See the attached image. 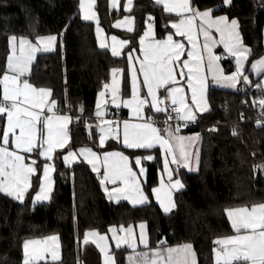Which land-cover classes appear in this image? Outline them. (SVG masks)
<instances>
[{"label": "trees", "instance_id": "obj_1", "mask_svg": "<svg viewBox=\"0 0 264 264\" xmlns=\"http://www.w3.org/2000/svg\"><path fill=\"white\" fill-rule=\"evenodd\" d=\"M191 0L196 9L212 8L213 13L235 17L243 42L250 53V62L263 51L264 0ZM99 22L107 32L115 31L129 40L120 56L97 44L94 24L79 14V0H0V75L5 70L9 35L56 33L58 42L53 51L38 53L31 65L28 80L36 86L50 88L56 108L71 115L69 144L54 154V187L47 201L32 203L30 195L37 187L42 159L37 162L27 196L18 201L0 192V264L22 263V242L26 238L55 233L59 237V264H81L90 244L81 247L80 238L86 229L105 232L110 225H127L144 221L148 246L192 245L196 264L213 262L214 239L231 232L226 208L264 201V126L255 121L264 106L249 93L262 100L264 90L257 80L236 90L208 86L209 108L198 115L196 122L184 130L201 136L199 165L196 171L177 169L183 188L174 194L175 208L165 213L153 200L143 205L109 200L100 187L97 175L84 160L70 165L61 161L67 148L96 145L97 134L93 111L97 91L109 79L113 67L122 69V88L127 89L126 52L136 45L137 36L149 16L156 35L169 29L166 13L154 0H133L132 31L112 27V21L123 13L113 9L108 0H96ZM226 71L232 62L221 54ZM78 108L83 111L77 115ZM78 118V119H77ZM4 115H0V136ZM210 124L213 127L210 128ZM235 132V134H233ZM106 148L117 147L129 154L153 151L146 164L144 188L151 194L157 183L159 155L154 149H131L109 140ZM116 264H126L125 248H113ZM93 254H96L93 251Z\"/></svg>", "mask_w": 264, "mask_h": 264}, {"label": "snow or ice", "instance_id": "obj_2", "mask_svg": "<svg viewBox=\"0 0 264 264\" xmlns=\"http://www.w3.org/2000/svg\"><path fill=\"white\" fill-rule=\"evenodd\" d=\"M132 2L133 0H127L126 10H130ZM230 2L231 0H225V3ZM155 3L163 5L165 12L176 13L177 16L181 17L178 23L172 24V27L176 29L174 35L186 37L193 49L196 48V40L191 33L194 22L199 17V32H202L205 38L203 49L208 54L207 71L212 73L213 80L217 84L235 87L240 79H243L245 83H250L248 76L243 74L244 61L247 60L250 49L243 46L237 20L229 21L227 17L223 16L213 19L211 10L199 11L192 7L191 0H155ZM86 4L87 7H85ZM94 4L95 0H80L81 8L85 12L83 19L95 20L99 34L102 29L99 28L97 14L92 11ZM112 4L115 7L117 0H112ZM152 19L149 17V21ZM132 24L133 21L125 17L123 21H117L114 27L119 28L127 25V30L132 31L133 28L130 26ZM212 28L221 34V40L228 53L236 58V71L230 75H226L219 66L220 57L212 54L210 45L215 44L209 31ZM225 36H227L226 40L224 39ZM146 37L152 39L146 47L141 49L143 60L140 61L139 72L143 75L142 83L147 88V96L151 97V100L149 102L147 97L141 98L137 87V69L133 67L132 98L123 101V104L126 107H131L133 116L143 122H123V144L127 148H152L159 144L165 153L171 156L170 161L167 158L164 161V171L167 173L168 184L165 185L162 179L161 186L152 189L163 211L169 213L176 206L171 198L170 189L179 190L183 188L179 179L173 180L169 164L189 167L193 154L188 151V148L194 140L198 139V135L194 137L177 135L179 127L174 129L168 121L175 118L184 121V126H187L189 122L196 119V114L191 105H195L199 111L207 110L203 106L206 87L205 76L202 74L204 58L198 53L194 55L192 51H189L187 53L188 59L181 61L180 57L184 52V44L174 40L173 34L167 35L164 39H155L151 23L148 24V30L141 37V45H144ZM56 40V36L38 37L37 44L34 45L26 38H19V55H10L7 58V72L0 78V85H3V96L0 98V115L7 116V124L2 137H0V192L11 195L17 200H23L25 193L31 187L30 178L37 172V161L32 159L30 163H25L26 155L30 157L34 151L39 150L40 157L51 161L53 152L56 149H64L70 139L67 128L71 117L67 115H45L46 98L51 96V90L37 89L27 79H22L29 73V66L35 58V53L50 50V46ZM11 41L13 42V53H15L17 37H11ZM111 41V45L102 41L100 47H110L113 56H120L121 50L129 43L126 40H118L115 36L111 37ZM39 44L45 46L38 47ZM128 59L131 63L134 57L129 54ZM176 67L180 69L179 75L181 77H187V87L191 90V105L185 97L183 88L171 86L176 83ZM252 67L258 73L264 72V58L256 61ZM183 69H187V73ZM111 71L115 82V77L122 70L113 68ZM261 86L257 85V87ZM104 87L107 89L108 85ZM160 89L166 90L167 99L171 101V112L175 113V117L172 116L171 112L168 113L167 120L164 121V128L156 127L155 121L151 117L145 120L143 115L146 104H149L156 113L168 111L167 107L161 106L165 104V100L158 96ZM112 92L113 99L111 102L116 103V89L113 88ZM104 95L105 92L102 91L100 96L103 97ZM47 104L49 105L47 112L52 113L56 108V101L47 100ZM259 104L264 106V100H260ZM95 115L97 118L104 115L99 102ZM113 123L115 122H107L108 129L100 125L97 127H100L101 133H104L106 130H112L111 125ZM17 129L19 135H16ZM10 137H14V139H10ZM113 138L119 139L120 137L117 134ZM105 139L106 137L101 135V146L104 145ZM10 145L14 146V150H9ZM21 152L26 155H21ZM78 155L84 156L92 166V170L100 174V166L98 165L100 157L91 149H80L78 153L69 151L67 155L63 156V160L70 165ZM196 156L198 163V153ZM146 159H153V157L149 156ZM102 162L104 171L101 175V185H113L111 189L104 188L109 199L117 201L126 199L130 200L133 205H143L149 202L147 195L144 194L140 179L137 173L133 171L127 156L122 152L105 153ZM135 164L137 166L141 164L140 157L135 159ZM52 171H54V165L45 163L43 166V183H41L40 192L35 197L36 201L49 199L51 191L50 173ZM144 171L142 167L139 169L141 176L144 175ZM226 214L236 235L226 236L215 241L217 245L223 246L216 253L217 264H264V203L255 204L251 207L242 206L226 209ZM139 227L141 229L139 243L147 248L148 242L144 231L146 225L141 223ZM109 231L113 234V239L116 240L117 248L127 245L132 249V255L128 257L129 264H195V253L190 244L138 252L136 240L134 238L129 239L133 232L131 227L124 229L121 226L119 229L110 228ZM117 232H127L128 236H118ZM88 235L95 236L98 233L86 234V242ZM99 238L100 240L106 239L104 236ZM58 239L57 236H49L44 240L25 241L24 264H40L49 252L51 260L57 261L59 259ZM164 243L161 242L162 245ZM41 245L43 247H36ZM30 246H33L31 250ZM100 250L105 253V264H115L114 257L108 254L105 247H101Z\"/></svg>", "mask_w": 264, "mask_h": 264}, {"label": "crops", "instance_id": "obj_3", "mask_svg": "<svg viewBox=\"0 0 264 264\" xmlns=\"http://www.w3.org/2000/svg\"><path fill=\"white\" fill-rule=\"evenodd\" d=\"M132 4H133V2H132ZM222 4L225 5V6H228L230 3H225V0H223ZM159 5L164 10L163 5H161V4H159ZM126 6H127V0H122L121 9L123 10V13L126 14V17H128L130 20L133 21V24L130 25L133 28L134 27V18H133V15L130 12L131 8H130V10H126ZM118 7H119L118 5H116L115 7L113 6V9H117ZM131 7H132V5H131ZM81 10L82 9H81V7L79 5V14H80V17L83 19L84 15H83V12ZM198 10L201 11V12H203L205 10H211V16H212L213 19L223 16V17H227L229 21H231L232 19L237 20L235 17H228L225 13H216L215 14V13H213L212 8H204V9H198ZM92 11H93V9H92ZM169 14L175 15V17L170 19V20H168L169 29H167L161 36L156 35L154 23L152 21H149V18L147 17L145 19V25H144L143 29L141 30L140 34L137 36L136 45L134 47H131L129 50H127V52H126V58H127V89H126V91H123V88H122V82H123V80H122V72L119 73L115 77V82H114L112 71H110L109 79L105 83H103L101 88L97 91L96 99H95V107H94V111H93V113H94L93 114V117H94L93 124H94V126L96 128V134H97L96 145L95 146H92V145H79V146L74 147V148H67L61 154V161L65 165H69V164H66L64 162V160H63V156L67 155V153L69 151H73V152H77L78 153L80 149L88 148V149H91L93 152H95L97 154V156L100 157V160L98 161V165L100 166V174H98L95 171L94 172L97 175L100 187L103 190V192H104V194H105V196L107 198H108V195L106 194L104 188L108 187L109 189H111L113 187V185L106 184V185L102 186L101 182H100L101 175H102V173L104 171L103 162L102 161H103V156H104L105 153L122 152L125 156H127L129 158V163H130L133 171H135L137 173V176L140 179V183H141V186L143 188L144 194L147 195L149 202H150V200H153L161 207L160 203L156 199L155 194L152 192V189L160 187L162 179H163V183L165 185L168 184L167 173L164 171V161H165V158H167L170 161L171 160V156H168L165 153L164 149L159 144H156L152 148H131V149H146V150L154 149V150H156L158 152L160 164H159V169H158L157 183L151 188V194L150 195L147 194V192H146V190L144 188V178H145V173H146V164L148 163V161L151 160V159H146V157H149V156L153 157L154 152L153 151H147V152L142 153V154H139V153L129 154V153L123 151L122 149L117 148V147H113V148H106L105 147L109 140H114L116 142H119L122 146H124V144H123V122L124 121H129L130 123H141V122H143V121H141V120H139V119H137V118H135L133 116L131 107H126L123 104V101L129 100V99L132 98V83H133L132 69H133V67H135L137 69V87H138L139 94H140L141 98L147 97L149 102L151 100V97L147 96V88L145 86H143V83H142L143 75H142V73L139 72L140 61L143 60V52H142L141 49H142V47H146L151 42V39H152V38H147L146 37L145 41H144V45H141V43H140L141 37L144 35L145 31L148 30V24L149 23H151L153 25V33H154V38L155 39H157V40L158 39H164V38L167 37V35L173 34V39L174 40H177V41H179V42L184 44V52H183V54L180 57L181 61H183L185 59H188L187 53L189 51H192L194 53V55H196L198 53L199 55L203 56L204 59H203V64H202V69H203V73L202 74L205 76V85H206L205 92H204V105L203 106L206 109L209 108V104H208V100H207V88H208V86H214V87H219V88H226V89L236 90V89L243 88V87H245V86H247L249 84H252V82L254 80L258 79L257 80V84L258 85H262L260 88L264 90V72H259L258 73L252 67V65L256 61L260 60L261 58H264V51H263V53L260 56L256 57L255 59H253L250 62L247 70H245L246 60L244 61V73L243 74L248 76L250 83H245L243 81V79H240L237 82L235 87H226V86H223L222 84H217L213 80L212 73L207 71L206 65H207V55L208 54L203 49V43H204V39L205 38L203 36V33L199 32V24H200L199 17L196 18V20L194 22V28H193V31L191 33L194 36L195 40H196V48L193 49L192 44L188 42L186 37H181V36L174 35L175 32H176V29H174L172 27V24L173 23H178L179 20L181 19V17L177 16L176 13H169ZM128 15H130V16H128ZM92 21L96 22L95 20H92ZM127 27L128 26L126 25L123 28H121V27H119V28L117 27V28L121 29V30L128 31ZM209 31L211 33V36H212L213 40L215 41L214 45H210L211 46V50H212V54L214 56L220 57V60L218 61L219 66L223 69V71H224V73L226 75H230L232 72L236 71V68H237L236 58L228 53L227 49L224 46V43L221 40V34L219 32H217L215 30V28L209 29ZM238 31H239L240 37L242 39V35H241L240 29H239V23H238ZM94 32H95V37H96L97 44L100 46V43L102 41L105 42L106 41L105 39H107V38H105L103 35H101V38H100L99 34L97 33L96 25H94ZM13 36L17 37V41L15 42V45H16V52L15 53H13V42L11 41V37H13ZM48 36H56L57 40L53 43L52 46H50V50H48V51H38V52L35 53V57H36V55L38 53L49 52V51H53L55 49L56 44L58 42V35L56 33L39 34V35H36L34 38H29V37L23 36V35H9V37H8V51H7L6 60H5V70L0 75V78H2L3 75L7 72V58L10 55H19V38H26L29 41H31L32 44L36 45L38 37H48ZM224 39L226 40L227 36H225ZM107 41H108V39H107ZM127 41L129 42V40H127ZM262 42H263V48H264V26L262 28ZM242 43H243L244 47L250 49L249 46L246 45L243 42V39H242ZM107 44L111 45V43L109 41H108ZM44 46H45L44 44H39L38 45V47H44ZM124 48L121 50L122 52H123ZM107 49L111 52V48L110 47H108ZM129 54H131L134 57V59H133V61L131 63L129 62V59H128V55ZM221 54H223L225 57H228L231 60L232 69L230 71H226L225 70L223 62H222V59H221ZM34 60H35V58H34ZM33 61L31 62L30 66H29V72H30L31 65H32ZM113 68L121 69L119 67H113ZM183 71L185 73H187V69H183ZM179 72H180V69L178 67H176V83L171 85V86L172 87H181V88H183L184 89V93H185V97H186L188 103L191 105V90L187 87V77L186 76L181 77L179 75ZM8 74L11 75V73H8ZM28 74L29 73H27L25 75V77H23L22 79H27L28 80V78H27ZM28 82L30 84H32L34 87H36L37 89H39V88L50 89V88L45 87V86H36L33 83H31L29 80H28ZM105 85H108L107 89H105V87H104ZM113 88L116 89V93H115L116 103H112L111 102L112 99H113V92H112ZM102 91L105 92V95L103 97L100 96V93ZM158 94H162L167 102H171L170 99H167V92H166L165 89L158 90ZM2 96H3V85H0V98H2ZM47 100H54V99L52 98V96L46 98L45 115H67V116L71 117L70 113H68L66 111H60L57 108H55L52 113L47 112V107L49 106L47 104ZM98 102L101 105V111H103V113H104V115L102 117H100V118H97L96 115H95V113L97 111V103ZM191 106H192V108H193V110H194V112L196 114V119L195 120H197L198 115L200 113H202V112H205V111H199V109H197L195 105H191ZM22 107H24V105H22ZM109 112H111L113 114L117 113L119 115V118L113 117L112 114L111 115L109 114ZM143 115H144L145 120H147L149 117H151L154 121L162 116L161 113H156L154 111V109H152L149 106V104H146L144 106ZM108 121L115 122V123H113L111 125V129L112 130L111 131H107L106 130L104 133H101L100 127H97V125H100L101 127H104L106 129H108V127H109L108 124H107ZM70 122H71V120H70ZM70 122H69L68 128H67L68 134H69ZM168 123L171 124V126L174 129L176 127H179V132L176 133L177 135L184 136V137H194V136L198 135V139L194 140L191 143V146L188 148V151H190L193 154L192 157H191V163H190L189 167H178L176 164H171V163L169 164V168L172 170L173 180L179 179L182 182V180L177 175V169L178 168H183V169H185L187 171H196L198 169L199 158H200L201 136H200L199 132L184 130V128L182 126H180L179 124H175L173 122H168ZM6 124H7V116L4 115L3 129H2V134H1L0 137H2V135H3V130L6 127ZM155 126L158 127V128H164L165 127V123L163 125H160V123H158V121H155ZM117 134L119 135L120 138L119 139L113 138ZM16 135H19V130L18 129L16 130ZM101 135H104L106 137L105 143H104L103 146H101V144H100ZM10 139H14V137H10ZM68 144H69V141H68ZM68 144L66 145V147L68 146ZM9 150H14V146L10 145L9 146ZM56 150H59V149H56ZM196 153H198V163H197ZM20 154L21 155H26V154H24L22 152ZM54 154H55V152H53V154H52L53 158H52L51 161H48V160H46L44 162L42 161L38 185H37V187L33 190V192L30 195V201L32 203L43 202V201H47L48 200V199H46V200L36 201L35 197H36L37 193L40 192V186H41V183H43V166H44L45 163H50V164L54 165ZM137 157L141 158V164L139 166H137L135 164V159ZM39 158H41L42 160H45L43 157L39 156V150L34 151L31 154L30 157H28L26 155L25 163H30L32 159H35L38 162ZM89 158H91V157H89ZM78 160H84L89 165V167L92 170V166L87 162V159H85L84 156H79L78 155L73 162H76ZM36 167H37V165H36ZM141 167L145 170L144 171V175H142V176L140 175V172H139V169ZM50 176H51V191L49 193V197H50V194H51V192L53 190V187H54L53 171L50 173ZM32 177H33V175L30 178V182L31 183H32ZM182 184H183V182H182ZM29 189H28V191H29ZM176 191H178V190L170 189L171 198H172L173 201H174V194H175ZM27 192L25 193L23 200L26 198ZM162 194H163V192H162ZM6 195H8V194H6ZM8 196L14 198L11 195H8ZM23 200H18V201L21 202ZM109 200L117 202V200H115V199H109ZM119 201H126V202L132 204V202L130 200H126V199H121ZM165 203H167V201H165ZM259 203H264V201L263 202H258V203H253L251 205L231 206V207H227L226 209H232V208H237V207H242V206L251 207L252 205L259 204ZM161 209L163 210L162 207H161ZM227 218H228V216H227ZM228 220H229V218H228ZM141 223L146 225V223L144 221H138L136 223H129L127 225H110L107 228V231H105V232L98 231L97 229H86L83 232V234L81 235L80 245H81V247H84V245L90 244L93 248L88 250L86 257L82 261L81 264H105V253L100 250L101 247H105L106 251L108 252V254L111 255L112 257H114V260H115V255H114V252H113V248H117L116 247V240L113 239V234L109 231L110 228L119 229L121 226H123L124 229H128L129 227H131L133 232H132V235L129 237V239H133L134 238L136 240V244H137V249L136 250L138 252H145V251H149V249H158V248H169V247L175 248V247H178V246H181V245L190 244L188 242H183V243L174 244V245H162V246H152V247L148 246L147 248H145L143 244L139 243V235L141 233V229H140L139 226H140ZM229 224H230V227H231V232L229 234H226V235L218 236V237H216L214 239L212 257H213V262L216 263V264H217V255H216V253L223 246L222 245H217L215 243V241L217 239H219V238H224L226 236L236 235L234 229L231 226V221L230 220H229ZM144 231L146 233L147 242H148L149 238H148L147 226L144 229ZM92 232L98 233V235H95V236L94 235H88L87 236V242H86V239H85L86 238V234H90ZM56 235L57 234L54 233V234L44 235V236H41V237H30V238L24 239L23 242H22V257H23V259L25 258V249H24L25 241H28V240H44L46 237L56 236ZM117 235L118 236H128V233L127 232H117ZM100 236H104V237H106V239L105 240H100V238H99ZM58 244H59V249H58V254H59V251H60L59 239H58ZM36 247H43V245L36 246ZM31 248L32 247H30V250H31ZM119 248H125L124 256H125L126 264H129L128 257L130 255H132V249L129 248L127 245H122ZM192 249H193V247H192ZM93 251H95L96 254H93ZM59 259H60V256H59ZM58 260L57 261H52L51 260V255H50V252H49L46 255L45 260L41 261L40 263H42V264L43 263H45V264H57ZM196 262L197 261H196V255H195V264H196ZM21 264H23V262ZM115 264H116V260H115Z\"/></svg>", "mask_w": 264, "mask_h": 264}, {"label": "built area", "instance_id": "obj_4", "mask_svg": "<svg viewBox=\"0 0 264 264\" xmlns=\"http://www.w3.org/2000/svg\"><path fill=\"white\" fill-rule=\"evenodd\" d=\"M246 87H248V85L245 86V87H243V88H246ZM249 93H250L251 96L253 97V100H254L256 103H259V99H258L257 95H256V94H252V87L249 89ZM158 96H159V98L165 100V98H164V96H163L162 94H158ZM161 106H162V107H167V108H168V111L165 112V113H161L162 116H161L160 118L156 119L155 121H158V123H160V125H163V124H164V121L167 120L168 113L171 112V102H167V101L165 100V104H164V105H161ZM78 112H79V113H77V115H79L80 112H81V109H80V108H78ZM109 114H110V115L112 114V116L115 117V118H119V115H118L117 113H116V114H115V113L113 114V113L109 112ZM171 114H172L173 117H175V113H174V112H171ZM255 121L258 122V123H260L261 125L264 126V112H259V113L256 115V117H255ZM168 122H173V123H175V124H179L180 126H182V127L185 129V128H187V127H191V126L196 122V120L193 121V122H189V123L187 124V126H184V121L177 120V119H175V118H173L172 120H170V121H168ZM212 127H213V124H210V128H212Z\"/></svg>", "mask_w": 264, "mask_h": 264}, {"label": "rangeland", "instance_id": "obj_5", "mask_svg": "<svg viewBox=\"0 0 264 264\" xmlns=\"http://www.w3.org/2000/svg\"><path fill=\"white\" fill-rule=\"evenodd\" d=\"M96 1V0H95ZM109 1V6H110V8H113V4H112V0H108ZM121 3H122V0H117V4L116 5H118L119 7L117 8V9H119V8H121ZM79 5H80V0H79ZM80 7H81V5H80ZM85 7H87V4L85 5ZM94 7H95V4H94ZM92 8L93 9V11L97 14V11H96V9L95 8ZM82 9V8H81ZM116 9V10H117ZM82 12H83V15L85 14V12H84V10L82 9L81 10ZM97 16H98V14H97ZM128 16H130V15H128ZM125 17H126V14L125 13H122V14H120V15H118L115 19H113V21H112V27H114V25L116 24V22L117 21H123L124 19H125ZM92 21V20H91ZM98 21H99V18H98ZM93 22V21H92ZM93 24L94 25H96V27H97V23L96 22H93ZM123 27H125V26H122L121 28H123ZM99 28L100 29H102V32H100L99 33V36H100V38H101V35H103L105 38H107L108 39V41L110 42V43H112V41H111V37L112 36H115V37H117L118 38V40H128L127 38H124V37H122L121 35H119V34H117L115 31H111V32H107L105 29H104V27L100 24V22H99ZM114 28H117V27H114ZM118 29V28H117ZM125 29V28H124ZM107 39H105L106 41V43H108V41H107ZM44 161H46V160H43V162ZM53 173H54V171H53ZM51 195V194H50ZM50 198V197H49ZM52 234H54V233H52ZM57 237H58V235H56ZM59 238V237H58ZM30 247H33V246H30ZM193 250V249H192ZM193 252H194V250H193ZM59 256H60V251H59ZM24 260H25V258L23 259V257H22V262H23V264H24ZM40 264H42V263H40ZM43 264H45V263H43ZM58 264V263H57Z\"/></svg>", "mask_w": 264, "mask_h": 264}, {"label": "water", "instance_id": "obj_6", "mask_svg": "<svg viewBox=\"0 0 264 264\" xmlns=\"http://www.w3.org/2000/svg\"><path fill=\"white\" fill-rule=\"evenodd\" d=\"M262 100H264V95H263V98H262Z\"/></svg>", "mask_w": 264, "mask_h": 264}]
</instances>
